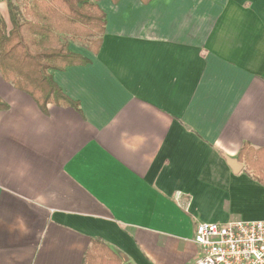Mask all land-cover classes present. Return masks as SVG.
Listing matches in <instances>:
<instances>
[{
	"label": "crops",
	"instance_id": "crops-1",
	"mask_svg": "<svg viewBox=\"0 0 264 264\" xmlns=\"http://www.w3.org/2000/svg\"><path fill=\"white\" fill-rule=\"evenodd\" d=\"M98 5L104 32L68 40L89 61L49 71L76 105L41 110L0 72V264H84L95 239L129 264H191L199 222L264 219V186L231 166L264 147V0ZM0 17L9 30L7 0ZM240 182L262 213L218 217L210 198Z\"/></svg>",
	"mask_w": 264,
	"mask_h": 264
},
{
	"label": "trees",
	"instance_id": "trees-1",
	"mask_svg": "<svg viewBox=\"0 0 264 264\" xmlns=\"http://www.w3.org/2000/svg\"><path fill=\"white\" fill-rule=\"evenodd\" d=\"M100 0H31L22 9L7 0L11 28L0 17V72L5 81L27 93L41 110L48 103L76 105L53 81L50 70L86 64L89 60L68 48L69 39L89 40L104 32ZM119 0H112L117 3ZM147 4L151 0H139ZM90 41V40H89ZM94 51L98 40H91ZM6 105L0 100V109ZM251 179L264 186V147L244 143L236 157ZM84 264H129L104 243L91 240Z\"/></svg>",
	"mask_w": 264,
	"mask_h": 264
},
{
	"label": "built area",
	"instance_id": "built-area-1",
	"mask_svg": "<svg viewBox=\"0 0 264 264\" xmlns=\"http://www.w3.org/2000/svg\"><path fill=\"white\" fill-rule=\"evenodd\" d=\"M193 241L201 254L191 264H264V219L199 222Z\"/></svg>",
	"mask_w": 264,
	"mask_h": 264
},
{
	"label": "rangeland",
	"instance_id": "rangeland-1",
	"mask_svg": "<svg viewBox=\"0 0 264 264\" xmlns=\"http://www.w3.org/2000/svg\"><path fill=\"white\" fill-rule=\"evenodd\" d=\"M13 3L22 9L23 4L20 7L15 2ZM259 195L261 193L255 187L240 182L229 190L223 189L214 194L208 204L218 217L253 219L260 215L263 210V201L256 197Z\"/></svg>",
	"mask_w": 264,
	"mask_h": 264
},
{
	"label": "water",
	"instance_id": "water-1",
	"mask_svg": "<svg viewBox=\"0 0 264 264\" xmlns=\"http://www.w3.org/2000/svg\"><path fill=\"white\" fill-rule=\"evenodd\" d=\"M231 166L235 171H240L242 169V164L238 163L237 161L231 162Z\"/></svg>",
	"mask_w": 264,
	"mask_h": 264
}]
</instances>
